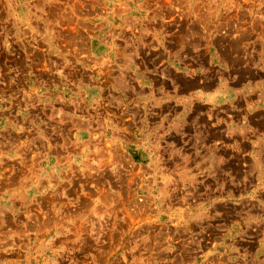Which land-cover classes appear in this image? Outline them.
Instances as JSON below:
<instances>
[{"label":"rangeland","instance_id":"obj_1","mask_svg":"<svg viewBox=\"0 0 264 264\" xmlns=\"http://www.w3.org/2000/svg\"><path fill=\"white\" fill-rule=\"evenodd\" d=\"M0 264H264V0H0Z\"/></svg>","mask_w":264,"mask_h":264}]
</instances>
